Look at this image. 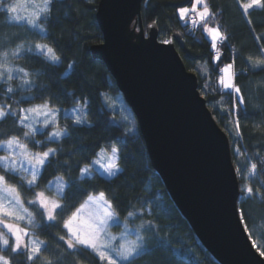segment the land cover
Returning a JSON list of instances; mask_svg holds the SVG:
<instances>
[{"label": "trees", "instance_id": "1", "mask_svg": "<svg viewBox=\"0 0 264 264\" xmlns=\"http://www.w3.org/2000/svg\"><path fill=\"white\" fill-rule=\"evenodd\" d=\"M194 1L147 0L142 7L143 24L146 27L155 23L160 41L173 39L187 69L196 74L199 91L214 118L228 135L240 184L239 208L245 210L247 231L257 242L259 233L264 237V71L255 69L260 61H264V8L251 9L245 16L237 0H206L215 14L209 23L219 25L221 32L228 36L217 61L202 24L191 28L188 16L184 20L179 18V9L191 7ZM98 3L99 0H55L51 18L42 23L44 35L41 41L56 49L60 61L52 62L29 51L22 57L13 58L15 64L29 72L32 85L26 89L12 85L17 94L8 100L4 90L9 84L0 82V104L23 99L30 103L14 107H28L50 99L52 106L61 110L60 114L86 104L88 122L74 126L71 117L63 118L60 124L68 132V138L48 145L61 147L63 153L73 152L69 161L72 167L68 172L75 183L67 192V200H61L68 205L61 214L63 218L70 216L86 200L80 187L93 194L104 191L109 199L115 197L112 203L118 205V218L139 229L145 237L146 251L132 264H219L200 243L153 168L129 105L124 101L125 112L134 115L130 129L115 122L113 112L105 105L104 94L123 95L105 63L94 59L90 52L93 44L103 41L96 20ZM12 26L6 21L5 13L0 11V49L5 45L12 47L19 40L21 33H16L17 27ZM226 63L233 64L235 83L241 87L246 100L238 113L239 135L235 124L237 112L233 108L235 93L223 90L219 84L220 70ZM34 96L37 98L32 99ZM89 123L95 126L89 127ZM22 131L26 129L19 127L14 117L9 116L0 122V141ZM44 131L49 132L50 128ZM35 139L45 140L46 136L38 134ZM111 147L117 148L121 167L116 177L101 178L102 175L93 170L91 180L81 179L77 163L81 168L88 166L100 148L110 150ZM29 148L38 150L32 148L31 143ZM3 153L0 149V156ZM59 159L63 163L68 157L61 155ZM254 163L255 169L251 167ZM5 169L0 163V172ZM9 175L36 222L32 227L33 234L46 242V251L37 264L49 260L52 264H106L90 249L66 250L63 242L58 241V236L63 234L59 224L56 227L42 225L37 207L27 203L34 198V192L45 190L54 178L64 175L60 164L47 167L36 188L30 189L18 174ZM248 187L253 189L251 194L246 192ZM128 211L133 212L132 217L127 216ZM4 254L9 255L8 252ZM12 264H27L26 256L16 254Z\"/></svg>", "mask_w": 264, "mask_h": 264}, {"label": "water", "instance_id": "2", "mask_svg": "<svg viewBox=\"0 0 264 264\" xmlns=\"http://www.w3.org/2000/svg\"><path fill=\"white\" fill-rule=\"evenodd\" d=\"M146 1L99 0L103 41L90 52L114 78L153 168L200 243L219 264H264L235 211L240 184L229 137L173 39L164 43L155 23L144 26Z\"/></svg>", "mask_w": 264, "mask_h": 264}, {"label": "snow or ice", "instance_id": "3", "mask_svg": "<svg viewBox=\"0 0 264 264\" xmlns=\"http://www.w3.org/2000/svg\"><path fill=\"white\" fill-rule=\"evenodd\" d=\"M238 7L241 9L242 14L248 16L251 9L264 8V0H237ZM55 0H41V3L35 4V10L29 17H21L19 9L23 6L17 2H9V0H0V11L5 12L11 16L12 20L19 21L26 19L28 25L33 27H40L43 22L51 18L53 12V4ZM201 3V0H197ZM196 6L193 5L191 13L187 8L179 9V18L184 20L186 15H195ZM199 22L202 23L203 31L210 37L212 49L216 50L214 59L219 61L220 53L217 49V44H223L228 36L221 32L219 25L210 26L209 21L214 18L215 14L212 12L208 4L203 5V10L198 13ZM43 17V21H41ZM197 23V21H192ZM164 43H169L165 40ZM35 48L39 53L46 57L49 61L59 62L61 57L57 54L56 49L48 44H36ZM22 46L17 48L12 53L13 56H19L22 51ZM30 51V49H29ZM5 57L8 53H4ZM233 64L229 63L220 71L223 74L219 79V84L225 89L231 90L235 93V103L233 108L237 112L235 124L237 134L239 135L240 122L239 110L241 106L246 104L242 89L235 83V74L230 70ZM255 70L264 71V61L259 62V67ZM13 69L4 68L0 71V79L8 82L14 79L12 75ZM19 73H22V81L24 84L31 85L32 81L29 79V72L20 68ZM6 73V76H5ZM5 95L8 100H12V96L16 95L15 89L9 85L5 90ZM37 97H32L36 99ZM21 103H30L29 101L19 99L12 101V103L0 104V122L6 120L9 116L14 117L15 123L26 131L17 134H11L7 139L0 141L4 146L10 150L9 155L0 157L7 162L10 166L5 171L0 172V190L10 194V207H5L0 204V264H12L13 257L16 254H23L26 256L27 264H37L42 260L43 252L46 251V242L35 237L28 227H21L18 223L24 219L19 210L27 213L30 217L32 213L24 206V200L21 198V193L16 184L12 183V176L9 173L16 174L21 169L24 173H28L30 178L27 179L29 188L39 187V180L43 175V171L52 165L60 164L64 169V175L60 178L61 187L57 190V198L50 197L45 191H37L33 193L34 198L27 201L28 204L35 205L38 209L40 216V223L46 224L48 227H56L59 224L62 235L58 236V241L63 242L66 250H74L78 247L90 249L94 252L101 262L106 264H132V261L138 258L146 249L144 248L145 237L141 236L139 232L131 233L135 239L126 240V242L113 243L115 237L108 238L109 221H116L114 226H119L116 214V207L109 199L104 191L93 194L89 193L87 189L80 187L79 191L87 197V202L94 204L96 212L91 216L90 221H80V213L84 208V204L75 208L67 218L61 215L67 204L61 203V200H67V192L74 186V181L69 176L68 170L72 167L71 156L73 152L63 153L61 147H50V143H56L61 138H68V132L61 128L58 121V114L61 111L51 104L50 99H44L43 103L30 104L28 107H14ZM127 119V117H125ZM87 121V116L81 117L77 115L74 119V126L83 125ZM89 127H94V124L89 123ZM51 128L50 132L42 131ZM46 136L45 140H36L37 135ZM31 143L32 148L38 149L33 151L29 148ZM15 153V154H12ZM66 155L68 160L61 163L59 157ZM96 155L100 158H107L110 162L106 165H101L103 174L111 179L115 178L119 169V157L116 147H111L110 153L106 148H100ZM100 160L97 159L94 164H99ZM19 164V168L17 165ZM253 169L257 167L254 163L251 165ZM77 169L80 173L81 179L91 180L93 174L88 167L81 168L77 163ZM103 178V175L102 177ZM23 179V177H22ZM22 187V185H21ZM93 188L95 186H92ZM246 192L251 194L253 189L248 187ZM235 207V206H234ZM238 218L241 223H244L245 230H248V224L245 222V210L243 208H235ZM128 217L133 216L132 211L127 212ZM58 217L60 220L58 221ZM11 221V222H10ZM85 224V228H81L78 222ZM31 223V221H29ZM125 236L128 235L127 225H125ZM251 234V233H249ZM8 252L9 255L4 253ZM264 255V252L261 253ZM44 264H52V262L45 261Z\"/></svg>", "mask_w": 264, "mask_h": 264}, {"label": "rangeland", "instance_id": "4", "mask_svg": "<svg viewBox=\"0 0 264 264\" xmlns=\"http://www.w3.org/2000/svg\"><path fill=\"white\" fill-rule=\"evenodd\" d=\"M9 2H17V3L22 4L23 6L19 9L21 17H29L30 14L35 10L34 5L41 3V0H9ZM193 5L196 6V14L195 15H186V16H190V18H193V19L195 18V21H197V23L202 24L201 22H199L198 13L203 10L204 1L201 0V3H197V0H195ZM193 5L191 7L187 8V9H189L190 13H191V10L193 8ZM5 15H6V21H8V23H10L11 25L16 26L17 27L16 33L20 32L21 36H20L19 40H17L12 47H10L9 45H5L2 47L3 50H2V48L0 49V52H1L0 53V71H3L4 68L13 69L12 75H13L14 79L12 81L14 82V84L12 81L8 82V81L2 80V79H0V82L4 81L5 83H7L11 86L15 85V86H18L19 88L26 89V88L30 87L32 84L28 85V84L23 83V81L21 79L22 73H19V71H18L21 67L18 66L17 64H15L12 59L22 57L25 52L29 51V49H30L29 52L40 54L39 50H37L35 48V45L38 43L39 44H46L45 42L41 41V38L44 35V27L42 24L40 27H33L32 25L27 24L26 19H21L19 21H16V20H12L11 16L9 14L5 13ZM42 18L43 17H41V19ZM209 24H210V26H216L215 24L214 25L211 23H209ZM14 26H12V27H14ZM206 36H207V34H206ZM10 37L12 39V35H10ZM208 38L210 40V37H208ZM11 39H6V40L4 39V41H11ZM21 46H22L23 50L20 52L19 56H13L12 53L15 52L16 49L20 48ZM217 47H218V44H217ZM4 53H8V56L5 57ZM228 64L229 63H226L222 67V69ZM25 71H27V70H25ZM230 71L232 73H234L233 68ZM221 75H226V74H223L221 72L219 79H220ZM5 76H6V73H5ZM29 79H30V75H29ZM9 85H6V87H8ZM220 86L223 90L231 91L229 89L223 88L222 85H220ZM103 99L105 101V105L113 112V114L115 116L114 121L123 123L128 129H130L133 125L134 115L125 112L124 106H123L124 101H125L124 97L115 96V95L106 93L103 95ZM77 115H79L81 117L87 116L86 104H80V105H78V106H76L70 110H65L62 114H60V112H59L57 118H58L60 127L63 128L60 124L63 118L71 117L74 120ZM125 117H127V119H125ZM87 122H88V120L85 123H87ZM63 129H65V128H63ZM51 130L52 129L50 128V131ZM42 131H44V130L42 129ZM0 149H2L4 151L3 155H1L0 157H3L5 155L10 154V150H8L4 146L3 143L0 145ZM108 151L110 153V150H108ZM12 154H15V153H12ZM97 159L100 160V163L94 164V162ZM109 162L110 161L107 158H100V157L96 156L93 159L92 163L88 166H85V167H88L91 170L92 174H93V170H95V171H98L104 177L108 178L106 176V174H103L101 165H106ZM0 163L5 168L10 167L7 164V162L4 161L3 159H0ZM17 167L19 168V164L17 165ZM119 169L120 170L118 172L121 171L120 166H119ZM16 174L23 177L25 182L27 181V179L30 178V175L28 173H24L22 169ZM60 178L61 177L54 178L48 184L47 188L45 190H43L46 192V194L48 196L58 199L56 194H57V190L61 187ZM10 199H11L10 194L0 190V204H3L5 207H10L11 206L10 205ZM82 204H84V208L80 213V221H85V222L90 221L91 216L94 215L96 212V207L94 204L88 203L87 198ZM19 211H20V214L24 216V219L19 221L18 223L20 224L21 227H28L30 229V231L32 232V227L36 224L34 218L32 216L30 217L27 213H24L22 210H19ZM117 218H118V216H117ZM29 221H31V223H29ZM77 223L81 228L86 227L85 224H81V223H79V221ZM118 223H119V226L117 227V226H114L116 224V221H109L108 238L115 237V240L113 241L114 244L120 243V242H126V240L135 239V236H133L131 234L133 232H139V234L142 236V233L139 229H137L136 227H132L126 221H124V220L122 221L118 218ZM125 225H127V232H128L127 236H125V232H126ZM32 234H33V232H32ZM261 236H262V233H259L258 241L257 242L253 241L254 245L256 246V248L259 250L260 253L264 252V237H261ZM143 246L145 247V245H143Z\"/></svg>", "mask_w": 264, "mask_h": 264}, {"label": "built area", "instance_id": "5", "mask_svg": "<svg viewBox=\"0 0 264 264\" xmlns=\"http://www.w3.org/2000/svg\"><path fill=\"white\" fill-rule=\"evenodd\" d=\"M195 20V18L193 19V18H189V22L192 24L193 22L192 21H194ZM191 28H192V26H191ZM224 44V43H223ZM223 44H220L219 43V47L221 48V46L223 45ZM216 52V51H215ZM219 53H220V49H219Z\"/></svg>", "mask_w": 264, "mask_h": 264}, {"label": "bare ground", "instance_id": "6", "mask_svg": "<svg viewBox=\"0 0 264 264\" xmlns=\"http://www.w3.org/2000/svg\"><path fill=\"white\" fill-rule=\"evenodd\" d=\"M216 51V50H215ZM216 55V52H214V56ZM234 111H235V109H234Z\"/></svg>", "mask_w": 264, "mask_h": 264}, {"label": "crops", "instance_id": "7", "mask_svg": "<svg viewBox=\"0 0 264 264\" xmlns=\"http://www.w3.org/2000/svg\"><path fill=\"white\" fill-rule=\"evenodd\" d=\"M205 4V3H204Z\"/></svg>", "mask_w": 264, "mask_h": 264}]
</instances>
